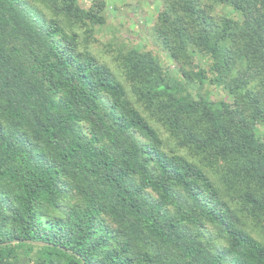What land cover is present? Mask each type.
I'll return each mask as SVG.
<instances>
[{
    "label": "trees",
    "instance_id": "1",
    "mask_svg": "<svg viewBox=\"0 0 264 264\" xmlns=\"http://www.w3.org/2000/svg\"><path fill=\"white\" fill-rule=\"evenodd\" d=\"M109 16L0 0V264H264V0Z\"/></svg>",
    "mask_w": 264,
    "mask_h": 264
},
{
    "label": "rangeland",
    "instance_id": "2",
    "mask_svg": "<svg viewBox=\"0 0 264 264\" xmlns=\"http://www.w3.org/2000/svg\"><path fill=\"white\" fill-rule=\"evenodd\" d=\"M84 4H89L92 0H82ZM109 4V17L105 24V30L101 34L103 40L111 39V36H116L118 40H126L127 36L136 37L139 40L138 47L147 46L146 34L148 32L150 23L155 18L157 9L163 4L164 0H107ZM219 9L232 11L231 7L219 6ZM116 27L119 32H113ZM113 38V37H112ZM113 38L112 40H117ZM150 46L152 43L148 41ZM168 63H172L167 58ZM197 86V85H196ZM213 98H225V95L217 93L211 94ZM264 132L260 128L259 134Z\"/></svg>",
    "mask_w": 264,
    "mask_h": 264
},
{
    "label": "water",
    "instance_id": "3",
    "mask_svg": "<svg viewBox=\"0 0 264 264\" xmlns=\"http://www.w3.org/2000/svg\"><path fill=\"white\" fill-rule=\"evenodd\" d=\"M13 242H18V240H15ZM29 242H32V241H29ZM34 243H36V244H44V242H41V241H34ZM4 244H7V242H5Z\"/></svg>",
    "mask_w": 264,
    "mask_h": 264
}]
</instances>
